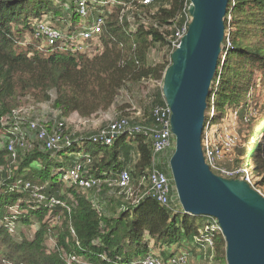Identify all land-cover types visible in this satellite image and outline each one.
<instances>
[{
  "label": "trees",
  "instance_id": "obj_1",
  "mask_svg": "<svg viewBox=\"0 0 264 264\" xmlns=\"http://www.w3.org/2000/svg\"><path fill=\"white\" fill-rule=\"evenodd\" d=\"M55 1L51 0L55 5L51 11L54 14L62 13L67 3L71 4L70 10L75 9V0H60L59 5ZM49 2L0 0V256H4L0 257V264H7V261L12 264H68L71 255L80 257L81 264H132L150 252L167 259L183 251L188 253V264L196 255L209 264H216L218 260L227 264L226 241L221 233L214 236L213 249H204L194 238L214 218L183 213L175 190L170 206H164L145 194V176L154 159L152 140L146 136L119 134L112 145H104L90 140L94 132L75 134L72 135V145L51 151L42 149L34 141L35 148L21 152L10 170L6 151L1 145L2 118L16 108L20 97L30 94L38 100H45L50 98V91L54 89L57 93L55 106L63 117L72 112L87 117L109 109L115 104L118 91L130 84L162 80L171 59L164 55L163 60L154 62L149 60V55L153 48L162 49L169 44L160 27L180 18L186 6V0H155L150 6L127 0L129 9L124 20L120 21L117 8L103 34L104 48L93 56L61 52L46 56L39 51L32 54L18 51L20 47L14 35L25 30L33 34V20L50 10ZM228 11L233 15L236 30L230 36L229 48L226 49L225 41L223 43L227 54L223 62L220 58L213 80L214 86L217 82L220 85L216 90L213 86L212 90L216 93L215 105L220 112L227 102H238L246 96L252 86L253 67L262 69L264 79V0H230ZM127 16L139 21L138 26L131 27ZM19 17H23V28L12 25V21ZM155 22L159 27H155ZM228 22L226 17V26ZM164 32L170 34L169 30ZM147 95L146 103L140 106L144 113L141 118L153 123L152 108L165 104L162 87L156 84L149 88ZM131 116L129 110L119 118ZM135 121L137 119L131 117V122ZM249 146L247 154L254 159V168L245 164L255 177H261L256 180V185L264 193V120ZM173 152L155 158L156 166L168 175H171L169 160ZM86 154L89 157L86 158ZM88 158L91 162L84 163V166L89 168L90 174L106 172L115 178L127 168L133 183L138 185V201L113 196V193L109 195L107 187L101 191L97 188L84 190L66 184L63 176L67 168L76 161L86 162ZM33 162L40 166L33 167ZM56 163L60 171L54 167ZM58 173L62 177L54 179ZM17 179L47 183L46 194L65 204L58 205L51 213L53 217L60 216L56 224L48 209L28 206L29 193L14 188ZM103 191L107 197L102 205ZM117 200L122 202L119 210L114 209L113 203ZM95 201L100 209L95 207ZM13 205L18 209L29 207V212L12 218L9 207ZM9 217L21 222L22 226L37 223L35 234L27 237L18 233L20 225L12 227ZM50 238L52 247L48 246ZM174 247L177 249H172Z\"/></svg>",
  "mask_w": 264,
  "mask_h": 264
},
{
  "label": "built area",
  "instance_id": "obj_2",
  "mask_svg": "<svg viewBox=\"0 0 264 264\" xmlns=\"http://www.w3.org/2000/svg\"><path fill=\"white\" fill-rule=\"evenodd\" d=\"M127 0H75L74 10H70V3H67L62 13L54 14L51 11H46L33 20V36L38 41H44L40 44V49L51 48L53 52H61L67 54H86L93 56L100 53L103 48V34L107 30V24L112 13L119 9V19L123 21L125 13L129 9ZM56 5L61 4L60 0H56ZM138 4L153 5L155 0H136ZM185 8L180 15V18L172 19L170 25L160 27L163 35L167 36L169 44L162 49L155 47L151 50L149 57L154 51L160 53V58L154 60L159 62L163 60L166 55L172 61L173 51L179 47L183 36L187 33L189 25L192 20L190 13V2L186 0ZM78 17L81 18L78 21ZM230 20L231 14L226 16ZM129 25L137 27L139 21L134 17H128ZM174 21V23H173ZM143 22H146L143 20ZM155 27H159L154 23ZM165 30H169L170 34L166 35ZM226 49L230 46V34L226 26L225 39ZM223 41V43H224ZM227 51L224 50L222 44V62L226 57ZM163 80L153 81L152 87L156 84L163 88ZM143 82H151L150 80ZM213 90V89H212ZM216 90V88H215ZM149 92V89H148ZM214 92L211 94V99ZM210 99V105H211ZM132 103L129 109L133 114L131 116L135 122H131V117H122L112 121L107 127L95 131L90 136V140L104 145H112L116 136L119 134H141L152 140L153 146V164L148 169L145 176L146 188L145 194L154 198L158 203L164 206H170L174 201V182L171 175L160 170L156 166V157L170 153L175 149V136L171 127V108L165 103L164 105H156L151 110V115L154 118L153 123H147L145 119L141 118L144 114L142 108L137 104ZM206 111L207 117L203 127L202 148L206 163L210 169L217 175L225 178L241 179L248 183L252 188L263 193L256 185V178L252 169L245 163H237L235 161L234 150L236 147V137L233 134L223 130H213L212 122L214 121V109ZM213 106V105H211ZM59 110V109H58ZM60 111V110H59ZM61 113V112H60ZM238 114V112H237ZM254 114L248 112L243 119L249 121ZM142 119V120H141ZM3 128L1 129V137L3 142L2 148L5 149L7 160L11 165L16 164L21 152L31 151L35 148L34 141L40 144L44 150H60L66 148L74 143L73 136L68 130V125L65 118L58 119L55 124L50 127L40 119L33 118L30 113H25L19 107L12 110L2 118ZM79 143V142H77ZM85 157H89L88 154ZM86 162L76 161L73 165L67 168L64 181L69 186H78L84 190L98 189L102 190L104 187L113 189L111 192L117 194L119 197L124 196L126 199L138 201V190H134V183L130 171L125 168L122 169L117 177L112 178L106 172L101 175L90 174L89 168H85L84 163H90L88 158ZM16 167V166H15ZM14 167V168H15ZM47 183H34L32 181H25L17 179L14 188L27 191L30 195L28 206L31 208L44 207L49 210V216L54 224L60 220V216H51L52 211L60 204L65 205L60 199L55 196L46 194ZM110 193V194H112ZM264 194V193H263ZM117 196V197H118ZM28 207V208H29ZM95 207L100 209V205L95 201ZM25 209H18V206L13 212L12 218L17 214L26 213ZM183 212V210H182ZM214 218V217H212ZM10 224L15 227V221ZM74 232V230L72 229ZM221 233L220 225L216 218L211 224L205 225L199 233L194 236L195 240L201 242L204 249H213L214 236ZM222 234V233H221ZM213 255L210 258L213 259ZM188 253L183 251L179 254L172 255L165 259L155 253H147L132 264H188ZM7 264H12L7 261ZM68 264H81V259L77 255H71L68 258Z\"/></svg>",
  "mask_w": 264,
  "mask_h": 264
},
{
  "label": "water",
  "instance_id": "obj_3",
  "mask_svg": "<svg viewBox=\"0 0 264 264\" xmlns=\"http://www.w3.org/2000/svg\"><path fill=\"white\" fill-rule=\"evenodd\" d=\"M229 4L230 0H190L191 23L163 80L175 136L169 167L183 213L217 219L227 264H264V194L241 179L215 174L202 148Z\"/></svg>",
  "mask_w": 264,
  "mask_h": 264
},
{
  "label": "rangeland",
  "instance_id": "obj_4",
  "mask_svg": "<svg viewBox=\"0 0 264 264\" xmlns=\"http://www.w3.org/2000/svg\"><path fill=\"white\" fill-rule=\"evenodd\" d=\"M50 3L51 0L49 2V11H53L55 9V5L53 3ZM232 17L233 15H231L227 26L228 33L230 34V36H232V33L236 30L234 22L232 21ZM21 18L23 17H19L17 20L12 21L13 27L20 26L21 28H23L25 24L21 22ZM80 20L81 18L78 17V21ZM14 38L18 42V47H20L18 48V51L20 52L32 54L37 53L39 51L41 55L46 56L50 55L53 52V50L49 47H47V49H40V44H44L45 42L38 41L30 32V30H25L21 34L16 33L14 35ZM157 58H160V53L154 51L153 54L149 57V60L154 61ZM262 73V69L253 67V77L251 81L252 86L251 89L247 92L246 96H244L243 100L238 102H227L223 108V112H220L218 107L215 105V93L213 94V97L211 99V105L213 106L210 105V109L215 110L213 118L214 121L212 122L213 130H223L227 131L230 134H233L236 137L237 142L234 150L235 161L237 163H248L253 168L254 159H250L247 152L250 150L249 145L250 143L254 142L257 130L259 129L262 121L264 120V79ZM219 85L220 82H217L215 86L213 85L214 89ZM149 88H152L151 82H140L136 84H130L128 88H124L118 91L116 102L109 109L101 110L97 113H94L92 116L87 117L82 116L78 112H72L71 114L63 117L60 111L55 106V99L57 97V93L54 89L50 91V98H47L45 100H38L30 94L22 96L19 98L16 108L19 107L25 113H30L33 118L40 119L42 122L46 123L47 125H50V127H52L55 122L58 121V119H61L63 117L66 119L68 130L72 135H86L89 133H93L101 128L107 127L112 121L118 119L119 116L128 113L129 108L132 104L131 102L137 104L138 106H142L147 101V94ZM248 112L254 114V116H252L249 121H245L243 117ZM260 137H262V135H260ZM262 157H264V155ZM32 166L38 167L40 165L38 162H33ZM54 167H57V170L60 171V166L58 165V163L54 164ZM61 177L62 174L58 173L56 174L54 179H60ZM255 178L256 180H259L261 177ZM137 187L138 185L134 183V190H136ZM1 189L2 185L0 181V190ZM111 190L113 189H107L109 195L110 193H112ZM113 196H115V194H113ZM121 201L124 202L123 200ZM121 201L117 200L113 203L115 210H119L122 207ZM16 208L17 205L9 207L11 215L13 214V212L11 211L15 210ZM25 210V212H29V208H25ZM19 225L20 227L18 233L22 232L27 237H32L38 228L37 223L22 226L21 222L16 220L15 226ZM18 233L15 235H18ZM48 246L52 247L51 238L48 240ZM199 264L209 263L208 261L203 260V262H200ZM216 264H221V262L218 260V263Z\"/></svg>",
  "mask_w": 264,
  "mask_h": 264
},
{
  "label": "crops",
  "instance_id": "obj_5",
  "mask_svg": "<svg viewBox=\"0 0 264 264\" xmlns=\"http://www.w3.org/2000/svg\"><path fill=\"white\" fill-rule=\"evenodd\" d=\"M106 197H107V195H106V191L104 192H101V198H102V202L100 201V200H98L97 199V201H99V202H101L102 203V205L103 204H105L106 202H105V199H106ZM111 209V208H110ZM172 249H177V247H174V248H172ZM190 262L191 263H189V264H199L200 262H203V260L201 259V256L199 255H196V256H194L193 258H191V260H190Z\"/></svg>",
  "mask_w": 264,
  "mask_h": 264
}]
</instances>
